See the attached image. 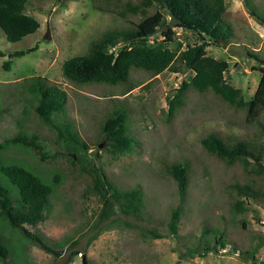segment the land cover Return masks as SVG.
<instances>
[{
  "label": "rangeland",
  "instance_id": "rangeland-1",
  "mask_svg": "<svg viewBox=\"0 0 264 264\" xmlns=\"http://www.w3.org/2000/svg\"><path fill=\"white\" fill-rule=\"evenodd\" d=\"M91 1L28 0L25 12L40 23L36 32L9 42L0 29V142L21 130L14 126V120L22 115L29 98L22 86L31 77H44L67 95L63 110L53 114V122L67 123L76 140L86 142L88 159L115 187H139L140 210L124 214L116 207L109 218L98 220L102 204L92 192H85L92 191L87 188L88 180L68 159L74 154L69 149L72 143L58 136L56 129L43 126L41 155L25 147L0 148V164L18 163L44 182H52L55 174L59 176L44 220L27 228L38 241L0 216V264H83L82 254L86 264H258L264 260V192L254 197L240 195L232 184L253 183L256 189L264 190L263 176L245 171L242 161L227 164L210 155L199 140L215 132L229 141L254 139L262 143L264 135L259 134L255 121L264 129V111L255 121L246 123L243 110L227 106L208 91L187 90L181 107L168 118L167 99L182 80L192 78V70H164L149 75L131 67L128 82L116 85L80 84L65 78L61 72L65 59L85 53L104 31L127 28L139 18L132 14L123 18L95 9L94 5L105 4L103 0ZM127 1L134 4L140 0L122 3ZM224 3L231 38L223 43L209 42L206 54L228 62L226 80L240 87L244 98L249 99L261 74L257 67L264 66V23L259 20H264V0ZM155 9L149 7L148 13ZM174 31L170 47L181 44L183 49L201 40L195 32L182 28ZM157 37L161 38L160 32ZM119 45L120 42L116 44ZM15 51L24 54H14ZM115 111L124 112L126 136L133 140L131 149L117 154L110 151L107 141H101L99 132ZM26 127H32L28 119L23 128ZM184 159L188 163V182L185 197L179 201L176 183L165 164ZM0 177L4 178L1 172ZM10 189L17 198L15 188ZM236 199L243 201L245 211L233 212ZM177 204L181 213L177 234L173 235L167 222ZM92 225L94 231L99 230L93 238ZM211 227L224 231L225 246L217 243V253H203L207 242L215 244L208 230ZM59 249L58 255L52 253Z\"/></svg>",
  "mask_w": 264,
  "mask_h": 264
},
{
  "label": "trees",
  "instance_id": "trees-1",
  "mask_svg": "<svg viewBox=\"0 0 264 264\" xmlns=\"http://www.w3.org/2000/svg\"><path fill=\"white\" fill-rule=\"evenodd\" d=\"M27 2L28 0H0V29L5 40L17 42L39 28V21L25 12ZM103 2L105 5H94V8L123 18L126 14L139 15V18L127 28L104 31L98 39L89 44L85 53L65 59L61 65V72L65 78L80 84L116 85L128 82L131 67L149 75H157L164 70L172 72L192 70L194 72L192 78L189 81L182 80L174 94L168 97V118L181 107L187 90L198 93L208 91L220 98L227 106L243 110L246 123L255 121L259 112L264 111V66L257 67L261 73L257 86L253 95L245 99L242 89L230 84L224 76L228 62L206 54L205 48L209 42L223 43L231 38L232 29L224 16L226 9L224 0H140L134 4L130 1L122 3V0H103ZM152 6L156 9L148 13V8ZM250 11L255 15L254 11L251 9ZM259 20L264 23V20L260 18ZM174 28L195 32L201 40L199 43L187 44L183 49L181 44L175 48L170 47V43L174 41ZM159 32L160 39L157 37ZM150 38L153 40L150 41ZM118 42L120 45L116 46ZM14 54L22 55L24 52L15 51ZM247 54L256 58V55L250 51ZM2 55L0 51V56ZM8 66L9 63L6 62L5 67ZM22 88L27 89L29 98L24 105L22 115L14 120V126L21 130L14 131L11 137L0 142V148L25 147L41 155L43 151L39 141L45 138L43 126L52 127L56 129L58 136L72 143L69 149L74 154L68 156V159L73 165L79 166L77 171L88 180L87 188L92 191L85 192H92L102 204L98 220L109 218L116 207L124 214L139 212L142 198L139 187L130 189L115 187L101 168L88 159L86 142L76 140L67 123L57 125L53 122V114L64 108L67 97L65 91L44 77H31L29 83ZM123 113V111H115L112 115L110 113L99 128L101 141H107L111 147L110 151L115 154L131 149L133 143V140L126 136L127 128L123 124ZM27 119L31 128H23ZM255 122L260 127L259 134L264 135L261 123ZM199 142L210 155L227 164L242 161L245 171L262 175L264 180V142L259 143L254 139L229 141L215 132L201 137ZM250 162H253L254 167ZM165 165L168 174L176 183L179 201H182L188 182L187 160H172ZM0 172L4 177H0V216L26 236L38 241L36 235L27 228H34L44 220L49 196L59 176L55 174L52 182H44L40 176L18 163H1ZM10 187H14L18 192L17 198L10 192L12 191ZM232 187L237 194L246 196L254 197L264 192L261 188L256 189L253 183H234ZM232 207L233 212L245 211L243 201L239 199L234 201ZM180 213L179 204L170 211L167 227L173 235L177 234ZM94 227L95 225H92L90 228L93 231L90 236L92 238L99 231H94ZM208 230L213 234L215 244L207 242L202 251L217 253V243L222 248L225 246L224 231L217 227ZM153 235L158 236L156 233ZM40 245L50 251L42 243ZM59 251L61 250L52 253L58 255ZM250 258L254 259L253 251L250 253ZM258 264H264V260L259 261Z\"/></svg>",
  "mask_w": 264,
  "mask_h": 264
},
{
  "label": "water",
  "instance_id": "water-1",
  "mask_svg": "<svg viewBox=\"0 0 264 264\" xmlns=\"http://www.w3.org/2000/svg\"><path fill=\"white\" fill-rule=\"evenodd\" d=\"M47 30H48V27H47ZM46 34H48V31L46 32ZM101 146V143L99 144V147ZM82 263L83 264H86V262H85V255L84 254H82Z\"/></svg>",
  "mask_w": 264,
  "mask_h": 264
}]
</instances>
